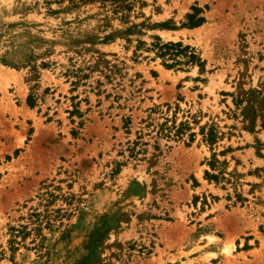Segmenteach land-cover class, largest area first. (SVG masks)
Instances as JSON below:
<instances>
[{
	"label": "rangeland",
	"instance_id": "rangeland-1",
	"mask_svg": "<svg viewBox=\"0 0 264 264\" xmlns=\"http://www.w3.org/2000/svg\"><path fill=\"white\" fill-rule=\"evenodd\" d=\"M129 1L0 0V264H264V0Z\"/></svg>",
	"mask_w": 264,
	"mask_h": 264
},
{
	"label": "trees",
	"instance_id": "trees-1",
	"mask_svg": "<svg viewBox=\"0 0 264 264\" xmlns=\"http://www.w3.org/2000/svg\"><path fill=\"white\" fill-rule=\"evenodd\" d=\"M84 1V0H82ZM106 1V0H103ZM111 1L112 5V12L114 13H121L122 18H127L128 14L127 11H131L133 9V3L129 0H109ZM74 2V1H73ZM202 9L199 7H193V13L188 15L189 21L184 23L183 26L188 27H196L201 25L204 22V17L201 15ZM160 27L162 29H176V26L171 25L168 22L156 23L153 25V28ZM134 28H137V25H131L127 28V32L133 31ZM155 41L151 44L150 49L156 51V53L160 56L165 58L164 65L168 68H172L175 66H180L182 64H194L197 61H200L197 54L191 49L189 45H183L182 42H163L158 35L154 36ZM112 38L110 35H107L102 41L108 42L111 41ZM142 43V41L140 42ZM168 57V58H167ZM168 61H171L168 63ZM28 103L30 106H34V99L32 97L28 98ZM184 125V124H183ZM177 132H180V128H178ZM194 134H191V138ZM211 142H214L215 137L214 134H211L209 137ZM19 150H16L15 154L17 155ZM11 156H7V159H10ZM212 168H214V162L210 163ZM207 174L210 173L207 171ZM213 177H217L216 175H212Z\"/></svg>",
	"mask_w": 264,
	"mask_h": 264
}]
</instances>
